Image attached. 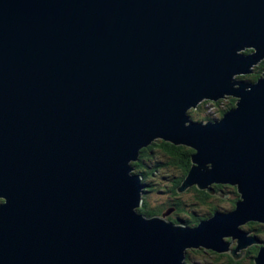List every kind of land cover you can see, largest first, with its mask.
<instances>
[{
  "label": "water",
  "instance_id": "obj_1",
  "mask_svg": "<svg viewBox=\"0 0 264 264\" xmlns=\"http://www.w3.org/2000/svg\"><path fill=\"white\" fill-rule=\"evenodd\" d=\"M261 58L264 0H0V264H178L221 235L258 242L236 224L264 219V73L250 92L230 80ZM225 92L242 99L221 123L183 126ZM154 135L239 182L238 211L175 234L133 214L126 161Z\"/></svg>",
  "mask_w": 264,
  "mask_h": 264
},
{
  "label": "clouds",
  "instance_id": "obj_2",
  "mask_svg": "<svg viewBox=\"0 0 264 264\" xmlns=\"http://www.w3.org/2000/svg\"><path fill=\"white\" fill-rule=\"evenodd\" d=\"M242 49H249L250 51L246 50L247 54L253 50L254 54L257 52L253 46ZM258 62L264 63V58ZM258 62L251 64L248 72L253 71ZM242 73L244 72L231 76V87L239 90L240 82L244 81L248 85L245 91L250 92L252 86L263 77L264 71L255 84L238 79ZM235 97L240 96L225 92L216 98H198L185 107L183 126L188 128L195 124L207 127L221 123L227 114L238 108L237 104H240L242 98L237 102ZM193 149L197 148L189 143L174 142L163 135H154L136 148L135 158L126 161V167L129 169L127 176L136 178L140 186L137 203L131 208L133 214L144 222L156 220L169 225L175 234L178 229L196 230L203 222L213 220L218 213L228 216L238 211V205L245 202L239 182H208L207 173L213 170L214 165L208 161L201 167L194 160L197 154H194ZM193 169L203 173L205 179L185 186L190 176L189 170L191 173ZM181 184L184 185L183 188H180ZM7 203V197L0 195V207L6 206ZM236 230L245 234L246 239L256 238L258 242L240 246L238 236L221 235L220 240L226 248L219 250L205 246L204 243L187 245L181 249L178 264H258L261 249L264 248V219H246L236 224Z\"/></svg>",
  "mask_w": 264,
  "mask_h": 264
},
{
  "label": "rangeland",
  "instance_id": "obj_3",
  "mask_svg": "<svg viewBox=\"0 0 264 264\" xmlns=\"http://www.w3.org/2000/svg\"><path fill=\"white\" fill-rule=\"evenodd\" d=\"M246 50H248V49H246ZM250 51V50H249ZM246 52H248V51H246ZM264 63H258V66L254 69V71L257 73V74H259V73H261L262 72V65H263ZM264 71V70H263ZM254 75V72L252 73V74H250V75H243V76H239L238 77V79H245V80H248L251 76H253ZM250 84H252L251 82H249Z\"/></svg>",
  "mask_w": 264,
  "mask_h": 264
},
{
  "label": "trees",
  "instance_id": "obj_4",
  "mask_svg": "<svg viewBox=\"0 0 264 264\" xmlns=\"http://www.w3.org/2000/svg\"><path fill=\"white\" fill-rule=\"evenodd\" d=\"M261 70L262 71L264 70V65L262 66V69ZM260 77H261V73H259V74L256 73L253 76H251L247 81L248 82H251V83H255ZM192 154H193V151H192ZM189 172H190V170H189ZM181 185H183V184H181Z\"/></svg>",
  "mask_w": 264,
  "mask_h": 264
}]
</instances>
